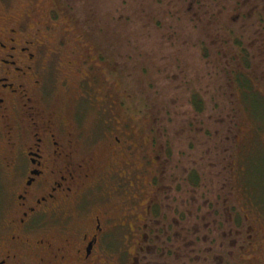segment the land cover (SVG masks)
<instances>
[{"label": "rangeland", "instance_id": "374dc122", "mask_svg": "<svg viewBox=\"0 0 264 264\" xmlns=\"http://www.w3.org/2000/svg\"><path fill=\"white\" fill-rule=\"evenodd\" d=\"M58 1L60 5H55L57 0H0V15L11 18L29 16L33 23L39 20L47 23L48 30L42 33L41 43L47 47L48 64L52 67L51 79H47L52 96L41 103L42 108L48 109L51 103H57L58 112L74 116L71 131L79 147L77 160L87 159L90 154L96 156L100 172L96 180L101 179V165L104 164L106 169L120 168V155L114 159L109 154L112 149H119L116 137L123 139L127 145L131 144L132 168L140 169L146 158L142 160L138 156L135 146L144 144L147 136L145 129L154 124L153 129L158 132L153 133V137H157L156 147L153 148V166L147 172L144 166L141 173H137L138 181L132 189V193L138 197L135 207H131L125 197L117 192L120 182L115 185L112 181L104 190L99 187L89 192L87 202L55 207L57 211L54 214L50 206H42L40 212L31 218L34 222L32 226L10 225L9 221L16 210L18 185L23 177V169L19 168H24L25 164L19 161L16 164L18 169H14V172L7 169L10 157H13L12 147L8 145L6 131L0 123V261L7 256H15V260L10 258L7 264H38L39 260L48 264L51 258L39 242L43 240L46 243L48 239L58 237L63 228V237L72 234L81 237L85 232L90 235L96 216L100 218L105 234L109 233V240L104 236L98 242L101 262H117L114 259L116 255L127 258L128 253L134 250V242L130 241V244L121 237L131 234L130 229L135 236L140 232L146 217L145 196L147 193L150 196L146 183L151 175L160 176L161 165L155 161V157L162 152L165 141L170 143L171 159L162 188L164 185L171 188V197L177 199L178 205L180 200L189 199L190 192L189 187L182 188L179 175V171L187 165L181 155L188 149L187 137L191 136L188 130L197 139L207 142L203 143L205 146L202 148L200 146V151L205 156L203 165H208L205 178L209 179L216 176V169L210 166L218 161L213 142L225 136V130L231 125L235 129L238 123L229 115L235 107V100L230 96L228 68L203 66L205 61L195 43L199 39L205 43L206 37L195 35L193 18L189 22L177 19L178 30L169 28L163 33V25L157 18L152 23L147 19L149 15H146L145 0ZM50 10H53L52 14ZM45 16H51V20H45ZM167 33L172 35L168 36ZM168 38H171L170 42ZM101 56H104L103 60ZM209 57L214 58L212 54ZM198 69L200 78L196 73ZM252 70L257 75L262 71L259 68ZM250 84L252 93L244 94V100L238 104L243 114L241 120L239 116L240 125L236 128H241L238 141L244 143L241 150L246 152L241 155L237 148L234 156L235 159L251 157L246 164V178L242 175L240 180L243 183L247 180L255 202L251 213H248L255 228L256 248L244 254L242 264H264V145L259 146L258 139L249 142L252 139L250 134L244 136L246 131L257 130L259 125H264V97L261 96L263 85L260 84V88L258 84ZM194 87L201 93L203 101L202 115L198 117L191 111L190 104ZM252 114L258 119L253 118ZM224 117L228 118V123L220 131L215 126H209L216 124V120L222 123ZM231 120L232 124L229 125ZM199 128L204 131L201 133ZM215 130L219 131V137L212 139ZM205 131L207 134H204ZM260 139L264 144V136ZM253 147L257 148L252 153ZM207 148L212 150L205 154ZM21 151L22 147L15 154L19 158ZM142 155L145 156V152ZM194 157L198 158L195 154ZM175 163H178L176 168ZM206 183L205 187L212 194L206 189L203 193L207 192L209 203H213V208L217 210L216 191L219 193V185L217 188L216 182L212 181V189L210 180H206ZM236 194L244 206L247 198L243 190L237 188ZM167 202L172 203L171 200ZM80 204L84 206L82 210ZM191 207L185 205L190 210ZM213 208L201 204L199 228L207 224L210 232L213 230L211 225L216 217ZM20 215L16 214V219ZM221 223H225L224 218H221ZM121 224L124 226L121 227ZM12 237L16 238L12 240ZM66 257L71 259L66 264H75L72 255ZM246 259H249L248 262Z\"/></svg>", "mask_w": 264, "mask_h": 264}, {"label": "flooded vegetation", "instance_id": "af4514ba", "mask_svg": "<svg viewBox=\"0 0 264 264\" xmlns=\"http://www.w3.org/2000/svg\"><path fill=\"white\" fill-rule=\"evenodd\" d=\"M145 1L146 15H149L147 19L150 23L158 19L163 25V33L169 28L177 31V19L180 22L194 19L195 35L206 37L205 43H202L201 39L195 43L205 61L203 66L228 68L227 78L232 91L230 96L235 100V107L229 115L238 120V123L234 129L231 120V127L225 130V136L216 143L213 142L212 147L218 161L215 165L211 163L210 167L216 169L217 178H205L204 172L208 165H203L205 156L202 155L200 146L202 148L205 146L203 143L207 142L197 139L195 134L188 130L191 135L187 137L188 149L181 155L187 165L179 171L180 174L175 173L181 176L182 188L187 186L190 192L189 199L180 200L178 205L177 199L171 197V188H167V185L162 188L171 159L170 143L165 141L162 152L155 157V161L161 165L160 176L151 175L150 181L146 183L150 188V196L149 193L145 196L146 217L140 232L135 236L130 229L131 234L121 237L126 242H134V250L128 253L127 258L116 255L114 259L117 262L112 260L109 264H242L245 260L244 254L251 248H256V233L252 226L253 220L249 216L251 208L255 206L253 195L247 180L244 183L240 180L242 175L246 178V164L251 157L235 159L237 148L241 155L246 152L241 150L244 143L238 141L241 128L236 130L240 125L239 116L241 120L243 114L238 104L244 100V94L252 93L250 83L256 86L258 84L260 88V84L263 85L261 96L264 97V0ZM55 3L60 5L58 0ZM52 11L49 13L52 14ZM49 17L51 16H45V20H51ZM44 30H48L47 23L43 24L40 20L33 23L29 16L11 18L9 15H0V123L6 131L5 137L10 148L12 147L13 154L7 169L14 172V169H18L16 164L19 161L25 164L24 168H19L23 169V177L18 185L16 210L14 209L9 224L32 226L34 222L31 218L40 212L42 206H50L54 209V214L56 208L62 205L87 202L89 192L99 187L104 190L112 181L115 185L120 182L117 192L125 197L131 207L137 206L138 197L136 193H132V189L138 181L137 173H141L144 166L146 172L153 166V148L156 147L157 140L153 133L158 131L153 129L154 124L151 128H146L144 144L135 146L138 156L142 160L146 158L145 162L142 161L140 169L132 168L134 163L131 144L127 145L123 139L116 137L115 142L119 149H112L109 154L114 159L120 155V168L106 169L103 164L100 170L101 179L96 180V175L100 174L96 156L90 154L87 159L84 157L80 162L77 160L79 147L72 134L74 116L58 112L57 103H51L48 109L41 106L42 102L52 96L47 84V79H51L52 67L48 64L47 47L41 43ZM170 39L168 38V42ZM211 54L214 58L209 57ZM103 57L101 56L102 60ZM252 68L262 71L257 75ZM196 73H199L197 76L200 78L199 69ZM257 92L260 95V92ZM193 99L203 104L201 93L196 87L192 92L190 104L191 111L198 117L202 115L203 107H195ZM252 116L258 119L253 114ZM198 120L197 118L199 127ZM227 120L228 118L224 117L222 123L216 120V124L209 126H215L214 128L220 131L227 125ZM201 128L199 130L202 133L204 130ZM219 131H214L212 139L219 137ZM98 133L101 134V128ZM204 134H207V131ZM249 134L252 138L249 142L258 139L259 146L264 145L260 139L264 136V125H259L257 130L246 131L244 136ZM20 147L22 151L19 158L15 154ZM256 148L251 149L252 153ZM211 150L207 148L205 154ZM142 152H145V156ZM194 154L198 158H195ZM177 166L178 163H175V168ZM206 180H210L212 189V181L216 182L217 188L219 185V193L216 191L217 210L213 208V203H209L207 192L203 193L206 189L212 194V191L205 187ZM237 188L243 190L247 198L244 206L237 197ZM168 200L172 203H168ZM187 204L192 205L191 210L185 208ZM201 204L206 208L212 206L214 209L216 217L211 225V232L207 224L202 228L198 227L201 223ZM79 206L81 210L84 208L82 204ZM258 207L263 212L262 208ZM16 214L21 215L16 219ZM221 218L225 219V223H221ZM60 232L58 237L53 235L54 239H48L50 243L43 240L39 242L51 258L47 261L48 264L69 263L71 259L66 256L71 255L75 264H106L101 262L98 242L104 236L109 240V233L105 234L98 216L90 235L85 232L81 237L73 234L63 237L64 228ZM15 238L12 237V240ZM10 258L15 260V256H7L0 264H7ZM38 264H44L43 260H39Z\"/></svg>", "mask_w": 264, "mask_h": 264}, {"label": "trees", "instance_id": "16d2710c", "mask_svg": "<svg viewBox=\"0 0 264 264\" xmlns=\"http://www.w3.org/2000/svg\"><path fill=\"white\" fill-rule=\"evenodd\" d=\"M193 102L195 103V105H194L195 107H199V106L202 107V105H203V104H201V101H200V103H197V102L193 99ZM197 104H200V105H197Z\"/></svg>", "mask_w": 264, "mask_h": 264}]
</instances>
